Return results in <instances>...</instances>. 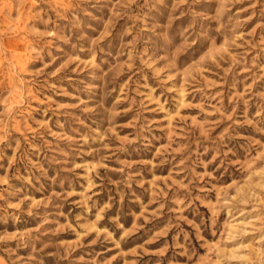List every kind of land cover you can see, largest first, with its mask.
I'll return each instance as SVG.
<instances>
[{"label": "rangeland", "instance_id": "rangeland-1", "mask_svg": "<svg viewBox=\"0 0 264 264\" xmlns=\"http://www.w3.org/2000/svg\"><path fill=\"white\" fill-rule=\"evenodd\" d=\"M0 264H264V0H0Z\"/></svg>", "mask_w": 264, "mask_h": 264}]
</instances>
